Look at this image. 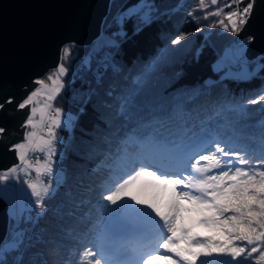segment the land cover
Returning a JSON list of instances; mask_svg holds the SVG:
<instances>
[{"label":"trees","instance_id":"1","mask_svg":"<svg viewBox=\"0 0 264 264\" xmlns=\"http://www.w3.org/2000/svg\"><path fill=\"white\" fill-rule=\"evenodd\" d=\"M138 2L108 0L95 39L60 46L56 67L63 63L67 71L51 107L74 118L68 130H55L59 137L53 157L61 177L43 209L35 205L25 210L14 226L7 218L3 240L15 231L24 233L21 248L5 255L7 264H85L91 257L85 256L89 233L104 205L101 197L139 156L163 154L165 148L179 152L213 136L253 160L260 155L264 102L247 101L264 89V52L247 61L258 67L243 79L220 76L224 65L211 67L237 41L226 19L237 5L205 0L207 7L201 8L199 0H150L158 9L152 22L137 32L136 21H128L123 26L127 36L116 37L119 26L113 18ZM217 9L220 15L209 14ZM180 34L186 39L172 44ZM113 40L118 48L106 46ZM66 46H71V56L62 59ZM103 231L109 232L107 227ZM194 231L201 238L224 239L213 228ZM143 243L128 234L108 242L112 250L125 245L141 250Z\"/></svg>","mask_w":264,"mask_h":264},{"label":"snow or ice","instance_id":"2","mask_svg":"<svg viewBox=\"0 0 264 264\" xmlns=\"http://www.w3.org/2000/svg\"><path fill=\"white\" fill-rule=\"evenodd\" d=\"M232 3L237 5V10L230 11L226 19L231 25L229 30L239 32L248 23L254 2L248 0L242 8L239 5L243 0H232ZM211 4L216 5L217 0H211ZM199 6L207 7L205 0H199ZM225 6L231 7L227 4ZM157 11V6L150 0H139L126 11L118 12L113 18V23L119 26L115 36L125 38L127 33L123 31V26L131 20L136 21L138 32L143 25L152 22ZM209 14L220 15L221 10L217 9ZM220 23L228 29V24L224 21ZM185 39L186 36L180 34L171 43L178 44ZM106 46L118 48L119 43L113 40ZM63 53L62 59L70 57L71 46H66ZM66 71L61 63L55 78L48 77L55 86L47 96L49 101L54 100L64 87L59 83V78ZM37 83L41 88L47 87L43 80ZM40 94V89L32 92L17 107L24 109L32 105L34 97ZM89 100L90 94L83 102L86 104ZM260 102H264V89L256 98L247 101L248 104ZM11 104V97L5 99L0 103V111ZM50 107V104L45 103L39 109L41 122L45 110ZM37 111V107H32L31 115L26 121V125L33 129L37 127L33 119ZM80 111L83 112L84 108ZM60 115L61 109L57 108L55 115L51 117L52 124L56 127L61 126ZM73 119L68 117L65 127H70ZM48 133L50 139L40 137L34 148L30 146L37 135L35 131L28 133L27 143H16L9 147L10 151L18 154L25 168L33 167L26 159L27 150L44 152L47 149L48 158L45 163L41 164L39 159L36 161L37 181L26 182L28 189H31V196L36 198L35 204L42 209L51 185H44L39 177L53 172L50 162L55 151L53 141L56 139L52 126L48 127ZM7 134L8 129L0 126V141ZM137 163L139 167H135ZM18 170L19 166L14 165L0 172V182L14 178ZM137 192L145 193L144 198ZM103 199L117 205V209H108L109 212L126 208L148 221L152 226V240L141 250L121 248L112 255H106L100 243L97 245L99 258H96V253L85 250V256H92L94 264H155L157 261L161 264H253V260L254 264H264V146L260 155L253 160L246 153L234 150V145L228 141L213 136L204 141L193 142L179 152L165 148L163 154L139 156L124 173L115 190L109 191ZM185 213L188 215H183ZM197 227L216 229L224 239L201 238L194 231ZM23 239V231H16L0 241V264H7L5 255L18 251ZM221 257L227 259H220ZM85 264H92V261H86Z\"/></svg>","mask_w":264,"mask_h":264},{"label":"water","instance_id":"3","mask_svg":"<svg viewBox=\"0 0 264 264\" xmlns=\"http://www.w3.org/2000/svg\"><path fill=\"white\" fill-rule=\"evenodd\" d=\"M248 23L236 38H249L244 56L252 59L264 52V0H253ZM108 0H0V103L13 104L0 111V126L8 134L0 141V171L14 165L7 145L21 140L17 129L28 107L15 104L36 84L45 70L55 68L60 46L66 42L87 45L98 35ZM6 228L5 205L0 200V241Z\"/></svg>","mask_w":264,"mask_h":264},{"label":"rangeland","instance_id":"4","mask_svg":"<svg viewBox=\"0 0 264 264\" xmlns=\"http://www.w3.org/2000/svg\"><path fill=\"white\" fill-rule=\"evenodd\" d=\"M247 44L248 43L245 38L237 39V41L233 44V47L228 48L225 52L221 54V56L216 61H214L211 64L212 69L218 70L219 68H223V65H224L225 69H223L220 76H229V77H233L237 79H243L253 74L258 67V63L254 62L251 65L247 63L249 59H247L243 54L245 48L247 47ZM231 53L233 54L231 55ZM227 59H229V62H231L232 60V64L228 63ZM229 64H231V66H228ZM57 68L58 67L46 72L43 78H35L32 82H35L36 84L33 86V88H31L28 91L27 96L31 95L32 92L38 89L41 90V94L37 97H34V103L32 105H29L27 109V113L30 116L31 108L37 107L38 111L35 117H33V119L37 123V127L33 129L30 126H27L25 122V125H26L25 134L22 137V140L19 142V143H27L26 138L28 136V133L35 131L37 135L36 137L33 138L34 142L30 146V148L35 147V144L39 142L40 137H43L45 140L50 139V136L48 133V127L52 126L53 131L55 132V135H56V139L53 141V148L56 149L55 142L58 140L59 135L56 133L55 130L57 128H65L67 130L70 128V127H65V123L68 117H73V116L68 113H64L62 111L59 117L61 126L56 127L55 125L52 124L51 117L55 115V109H56L55 107H50L45 110L44 119H43V122H41V113L39 109L45 103L51 105L52 100L49 101L47 99V96L49 92L51 91V89L55 87L52 84V81L48 79V77L53 76L55 78V75L57 73ZM63 76L64 74L60 76L59 83L63 84V81H62ZM40 80H43L45 82V84L47 85L46 88H41V85L37 83ZM31 152L38 153V157L41 156V158H39V161L41 164L45 163V161L48 158L46 148L44 152H38V151L34 152L32 150H27V154ZM33 159H34V162L32 163L33 167L25 168V166L21 164L18 158V154H17L15 158L16 163L14 165H18L19 170L16 176L14 178H10L9 181L0 182V189H3V191H0V200L5 205L6 225H7V220H8L7 218L11 219L12 225L14 226L15 221L20 217V215L23 214L25 210L30 209L31 207H34L36 205L35 204L36 198L31 196V189H28L27 183H26L27 181H37L38 179L36 171H35V165H36V161L38 158H36V156L33 155ZM50 163L53 168V172L51 174H44L39 177V180L42 181L44 185L46 186L51 185L49 193L53 189L54 182L59 180L61 177V171L56 167L53 155L51 157ZM130 163L131 164L128 170L133 166L132 160H130ZM201 164H203V162H201ZM14 165H11L7 167L6 169H9L13 167ZM135 167H139V165L135 164ZM4 170L0 172H3ZM124 173L120 172L118 175L119 177L116 178L114 181H112L110 183L109 189L103 193L101 200L104 203V205L101 206V209H99L98 217L96 218L97 222L93 226L92 233H89L91 234V236H90L89 243H86V250L90 253H96V258H99V254L97 252V245L100 243H102L106 254L109 252L114 253L116 250L121 249V248H127L130 250L131 248L128 245L116 247L112 250L111 245L108 244V242L112 240L114 237L121 236L122 234L123 235L128 234V236L132 235L135 238V240L144 242L142 244L143 247L149 244L152 240L151 224L145 219H143L142 217H140L139 215L133 213L130 209L125 208V209H120L115 212L108 211V209H117V205H112L106 199H103V197L106 196L109 191L115 190V187L118 186L119 182H121ZM137 194L140 195L141 198H144L145 196V193L137 192ZM118 203H122V202H118ZM136 207H140V206L136 205ZM183 215L187 216L188 214L185 213ZM194 218L195 217H193V219ZM105 227H107V229L109 230V232L106 234L103 231ZM5 231H6V228H5ZM87 260L92 261V264H94V260L92 259V256L87 258ZM155 264H161V262L157 261L155 262Z\"/></svg>","mask_w":264,"mask_h":264},{"label":"flooded vegetation","instance_id":"5","mask_svg":"<svg viewBox=\"0 0 264 264\" xmlns=\"http://www.w3.org/2000/svg\"><path fill=\"white\" fill-rule=\"evenodd\" d=\"M27 95H28V92H26V95H25L23 98H21V99L15 104L14 109H17V108H18V107H17V104L20 103V102H23V100L27 97ZM7 98H9V97H7ZM7 98H5V99H7ZM28 116H29V114L26 113V115L24 116V118H23V120L21 121V123L19 124V126H17V129H19L22 125L24 126V127L22 128L21 140H22V137H23L24 134H25V130H26L25 122L27 121ZM21 140H18V141H16V142L12 143L11 145L16 144V143H19ZM11 145H7V146H6V150H9V147H10ZM13 156H14V158H16V156H17V153H16L15 151H13Z\"/></svg>","mask_w":264,"mask_h":264},{"label":"built area","instance_id":"6","mask_svg":"<svg viewBox=\"0 0 264 264\" xmlns=\"http://www.w3.org/2000/svg\"><path fill=\"white\" fill-rule=\"evenodd\" d=\"M226 63H227V62H226ZM32 154L35 155L36 158H39V157H38V153H33V152H31V153L27 154L26 159H27L29 162H31V163L34 162V159H33V155H32Z\"/></svg>","mask_w":264,"mask_h":264}]
</instances>
